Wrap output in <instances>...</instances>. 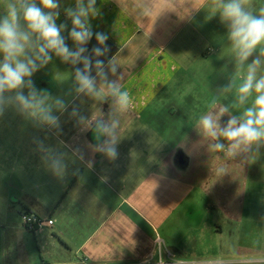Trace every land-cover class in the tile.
Wrapping results in <instances>:
<instances>
[{"label": "crops", "instance_id": "crops-1", "mask_svg": "<svg viewBox=\"0 0 264 264\" xmlns=\"http://www.w3.org/2000/svg\"><path fill=\"white\" fill-rule=\"evenodd\" d=\"M64 2L67 6L72 0ZM118 3L97 0L100 15L91 20L94 32L109 37L110 52L101 59L107 63L117 55L121 65L117 76L123 74L122 85L133 100V107L119 116L122 138L117 145L118 158L110 162L91 151L87 147L95 143L91 131L79 132L67 112L61 117L58 138L40 130L22 131L13 137L0 134L8 146L7 156L23 155L22 163L28 160L35 170L34 186L40 193L47 190L43 191L47 198L21 190L19 203L24 211L54 220L52 226L34 233L33 244L21 219L0 223V229L11 237L0 246L5 252L2 264L132 263L154 249L156 238L186 264L223 257L218 238L233 226L236 230L244 219V204L253 198L246 196L248 187L264 184L250 178L251 160L209 151L208 141L194 128L214 98L217 110L233 102L231 95L216 97V90L227 83L234 66L225 57L226 28L218 15L209 19V0H153L147 19L136 15V0ZM252 4L258 10L264 0H252ZM64 20L62 13L58 23ZM95 44L93 37L87 45L89 51ZM49 86L44 83L42 89ZM58 86L57 95L67 92L71 79ZM74 103L85 116L109 110L107 103L88 98ZM227 118L222 117L221 123ZM46 135L45 143L61 151L70 154V148L61 146L60 141L82 149L92 166L79 160L69 162L64 180L54 178L42 166L33 143V137L44 139ZM218 168L227 174L221 177ZM249 202L255 207L264 205V200ZM248 213L250 223H260L259 213L251 205ZM255 246H238L231 256L239 258L243 251L250 256L264 255L261 237Z\"/></svg>", "mask_w": 264, "mask_h": 264}, {"label": "clouds", "instance_id": "clouds-1", "mask_svg": "<svg viewBox=\"0 0 264 264\" xmlns=\"http://www.w3.org/2000/svg\"><path fill=\"white\" fill-rule=\"evenodd\" d=\"M96 2L72 0L65 6L64 0H0V118L11 110L35 129L58 138L62 133L61 117L67 112L79 132L91 131L95 143L87 147L111 162L118 158L117 145L122 138L119 116L133 107V100L122 85L123 74L117 76L121 66L117 55L107 63L101 59L107 57L110 48L106 43L108 35L92 28L91 20L100 15ZM133 8L138 17L147 19L153 11V0H136ZM208 10L209 19L218 15L226 28L225 57L234 66L227 83L216 90V97L231 95L233 102L217 110L214 98L208 110L196 119L194 128L208 141L209 151L254 162L264 149V6L257 10L252 0H209ZM62 13L65 20L58 23ZM93 37L96 44L89 51L87 45ZM53 57L74 69L68 91L55 96L38 89L32 79L52 63ZM80 98L107 103L109 110L106 114L85 116L74 103ZM225 116L228 118L222 124ZM46 139L47 135L44 139L33 137L35 151L40 154L44 169L57 180H64L69 162L79 160L92 166L82 149L60 141L61 146L70 148L69 154L45 143ZM217 174L222 177L227 172L218 168ZM156 242L161 249L165 246L159 238ZM194 264H264V255L233 259L218 256Z\"/></svg>", "mask_w": 264, "mask_h": 264}, {"label": "rangeland", "instance_id": "rangeland-1", "mask_svg": "<svg viewBox=\"0 0 264 264\" xmlns=\"http://www.w3.org/2000/svg\"><path fill=\"white\" fill-rule=\"evenodd\" d=\"M67 43L69 47L73 46L71 40ZM70 69L71 68H69L68 65L61 63L58 58L53 57L52 63L35 73L32 79L38 89H42V84L44 83L50 84L47 91L55 96L60 93V87L58 85L70 81ZM56 85L58 87H56ZM22 131L38 130L35 129L30 122L25 121L11 110L7 111L5 115L0 118V134L8 133L13 137L15 134ZM7 148V143L0 140V223L10 224L11 221L13 223V220L15 219L19 222V219H21L20 213L24 211L22 204L19 203L23 195L21 190H26L28 193L36 192V194H31L35 197L45 195L44 192L47 190L42 189L44 192L41 191V193L37 190L34 186L35 181L33 182L35 170L30 168L29 161L27 160L26 163H22V160H24L23 155L7 156ZM249 168L250 178L264 182V155H259L254 162L251 161ZM246 196L253 197V200H264V184L260 183V186L255 185L253 188L249 186L248 192L246 191ZM45 197L47 198V195H45ZM252 199L248 201L246 200V203L244 204V219L238 223L237 229L234 230L233 226V228L228 229L230 230L229 232H226L221 239L218 238L217 240V245L221 244L224 248L223 257L226 259L236 258V256L231 255L236 252L238 246L256 247L255 245L258 244L260 237L264 241V205L259 203L256 204L255 207L254 204H250L249 202ZM250 205L255 209L256 214L259 213L260 223H256V221L250 223L251 218L248 213V211H250ZM6 233V231L3 232L2 229H0V246L7 242V238L9 242L11 241L9 233ZM29 234L30 240L33 244V241L35 242V234L33 232H29ZM28 238L29 237H27V239ZM208 240H206L207 243L209 242ZM228 253L229 256H227ZM247 253L249 252L243 251L240 253L243 256L238 257L243 258L250 256ZM4 254L5 252L0 250V264L4 263L2 261V256Z\"/></svg>", "mask_w": 264, "mask_h": 264}, {"label": "built area", "instance_id": "built-area-1", "mask_svg": "<svg viewBox=\"0 0 264 264\" xmlns=\"http://www.w3.org/2000/svg\"><path fill=\"white\" fill-rule=\"evenodd\" d=\"M21 221L26 230L33 233L54 224V220L52 218L42 219L38 215L28 211H23L21 213ZM175 257L176 256L171 251L167 250L165 246L162 249L157 246L156 242L154 249L146 257L139 261L125 264H160L161 259H163V264H174V261H179ZM86 261L87 260L81 261V263L90 264ZM181 262L182 264H186L184 261Z\"/></svg>", "mask_w": 264, "mask_h": 264}]
</instances>
